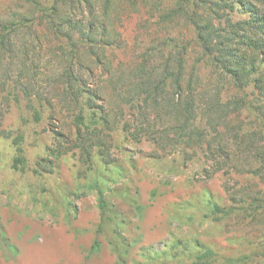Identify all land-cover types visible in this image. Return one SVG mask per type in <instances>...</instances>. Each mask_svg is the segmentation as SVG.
<instances>
[{
    "label": "rangeland",
    "instance_id": "obj_1",
    "mask_svg": "<svg viewBox=\"0 0 264 264\" xmlns=\"http://www.w3.org/2000/svg\"><path fill=\"white\" fill-rule=\"evenodd\" d=\"M187 1L0 0V264H264V79L235 85L163 18L215 2ZM230 5L215 25L264 15Z\"/></svg>",
    "mask_w": 264,
    "mask_h": 264
},
{
    "label": "trees",
    "instance_id": "obj_2",
    "mask_svg": "<svg viewBox=\"0 0 264 264\" xmlns=\"http://www.w3.org/2000/svg\"><path fill=\"white\" fill-rule=\"evenodd\" d=\"M55 1L58 2L60 0ZM198 2L199 1L197 0L196 4ZM211 4L212 5H210L209 10H207V13L205 14L206 19L204 22L201 21V17H199L200 13L195 11V9L194 11L186 10L185 2H180L177 8L167 11L163 18H169L179 12L185 13L194 25L196 42L200 47L202 56H205L207 60L219 68L225 75H228L235 85L242 87V85L248 83V81L252 79V81L256 83L259 88H262V83L260 81L264 79V72L257 71L254 65L256 60L255 57L258 55L260 56V60L264 61V15L259 16L258 11L255 10L253 16L249 19L232 22L231 19L226 17V24L224 27H221L215 25L214 20H220L223 18L222 16L224 15L225 8L229 4L233 7L232 0H215V2H212ZM11 24L12 23L9 24L0 22V44H4V39L9 36L10 33L6 31V29H8ZM222 33H226V35L222 37ZM180 56L181 58H179L177 63V71L166 73V75L169 74L167 76L176 77L174 80L177 85L176 92L179 94L178 96H181L182 91L180 78L182 75V65L184 59L182 58V55ZM247 61L249 67L248 70H244ZM165 67L166 70H168V63ZM252 73H256L257 77L251 78L250 75H252ZM158 84L159 82L154 84L153 88L158 87ZM142 85H145V83ZM156 89L157 88H154L152 91L147 92L145 98L156 101V94H158ZM190 97H187L188 100H183V102L185 101V112H183V110L177 111L182 114L179 126L183 132H185L188 127V121L191 119L194 112V99L192 96ZM180 100H178V103H181L182 100ZM244 100L245 99L238 100L237 104L239 107L242 105L244 106ZM35 118L38 119V116L36 115ZM190 133H193V131ZM191 136L192 135L190 134L189 137ZM20 140V135L13 139V143L17 146L18 152L20 150L18 147ZM22 160V157L16 156L13 167H16V165L19 162H22ZM98 206L101 210L105 209V202L101 194H99L98 197ZM215 210L221 211L218 206H215ZM94 246H97V241ZM212 254L213 252L210 249H206L197 254L195 260L192 261L191 264H207L208 258Z\"/></svg>",
    "mask_w": 264,
    "mask_h": 264
}]
</instances>
